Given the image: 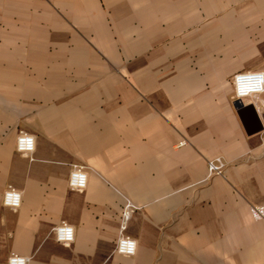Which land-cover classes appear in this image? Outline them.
<instances>
[{
    "label": "crops",
    "instance_id": "obj_1",
    "mask_svg": "<svg viewBox=\"0 0 264 264\" xmlns=\"http://www.w3.org/2000/svg\"><path fill=\"white\" fill-rule=\"evenodd\" d=\"M33 1L30 27L0 32V264L12 252L28 264H264L252 210L264 204V92L237 107L232 84L264 69V0L200 29L207 0ZM233 30L236 44L210 43ZM21 129L32 157L16 149ZM217 157L223 172L210 173ZM74 163L88 168L81 190ZM9 184L17 209L3 203ZM128 204L130 256L115 250ZM62 221L70 244L55 237Z\"/></svg>",
    "mask_w": 264,
    "mask_h": 264
},
{
    "label": "built area",
    "instance_id": "obj_2",
    "mask_svg": "<svg viewBox=\"0 0 264 264\" xmlns=\"http://www.w3.org/2000/svg\"><path fill=\"white\" fill-rule=\"evenodd\" d=\"M233 84V98L242 99L243 101L249 100L254 102L255 105L260 102L259 95L264 92V69H248L237 71L232 76ZM260 104V105H261ZM187 142L183 139L181 143ZM36 138L35 134L21 129L16 140V149L29 157L35 150ZM225 162L221 157H217L209 162L210 173H222ZM88 182V168L87 165L81 163H74L69 175L68 184L73 189H84ZM22 202V191L9 184L3 194V203L13 209L20 207ZM253 213L257 217L264 216V204L254 206L252 208ZM130 214L129 204L124 210V223L122 224L121 234L118 238L115 250L123 255H133L136 252V239L131 235L124 232L125 221L128 219ZM54 234L57 240L62 243L70 244L74 238V226L66 221H62L56 224L53 228ZM29 257L12 252L9 255L7 264H28Z\"/></svg>",
    "mask_w": 264,
    "mask_h": 264
},
{
    "label": "rangeland",
    "instance_id": "obj_3",
    "mask_svg": "<svg viewBox=\"0 0 264 264\" xmlns=\"http://www.w3.org/2000/svg\"><path fill=\"white\" fill-rule=\"evenodd\" d=\"M35 1L33 0H0V32L10 30V29H23L30 27L28 24L30 22L26 21L28 17V13L30 12L31 15L35 13V10L33 8V4ZM247 0H207V19L202 17V19H199V11L197 12L198 19L195 22L194 28L200 29L204 28L205 24L207 25V28H217L220 21L223 20V16L228 15L230 18V12H235V9L237 7H240L245 9L250 7V4H247ZM13 4L19 5L20 9H17L20 11V21L17 23V16L18 12H16L17 15L11 17V12L13 11ZM31 6L30 10L28 6ZM260 9L264 11V5L259 4ZM203 7V6H201ZM196 8H199V6H196ZM198 10V9H197ZM227 13V14H226ZM33 24V22H31ZM262 25V22H260ZM228 24H232V27H234L235 22L234 21H228ZM35 26L43 27L42 24L37 23ZM33 26V27H35ZM231 37H218L213 38L210 40V43H219V39H227L229 40L228 43L236 44V35L233 32L231 33ZM252 35L249 34L248 37L245 36L244 41L247 44L248 40H251ZM209 39V38H208ZM208 41V40H207ZM232 41V42H231Z\"/></svg>",
    "mask_w": 264,
    "mask_h": 264
},
{
    "label": "water",
    "instance_id": "obj_4",
    "mask_svg": "<svg viewBox=\"0 0 264 264\" xmlns=\"http://www.w3.org/2000/svg\"><path fill=\"white\" fill-rule=\"evenodd\" d=\"M235 104H236L237 107H242V106L245 105L244 101L242 99H239V98L235 99Z\"/></svg>",
    "mask_w": 264,
    "mask_h": 264
}]
</instances>
